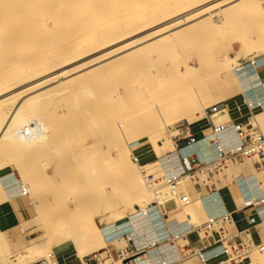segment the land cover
Instances as JSON below:
<instances>
[{"label": "bare ground", "instance_id": "6f19581e", "mask_svg": "<svg viewBox=\"0 0 264 264\" xmlns=\"http://www.w3.org/2000/svg\"><path fill=\"white\" fill-rule=\"evenodd\" d=\"M237 1L239 0H0V117L10 114L11 110L19 107V103L16 102V104H13L14 98L26 93L28 91L27 89L41 86L54 79L56 80L62 74L89 67L96 61L102 62L110 57L113 59V56H119L129 49L131 52H135L137 50L134 51L133 49L132 51L131 49L138 46L146 39L154 38L180 27L181 25L199 19L197 22L199 24V26H197L199 31L197 30L198 28L194 26L197 28V32H195L198 33V35L220 34L221 37H218L222 40L224 39L222 38L224 32L231 30L233 33L231 34L229 31L231 39L229 36L226 38H228L229 41L232 40L230 44L237 50L236 52L232 50V52L236 53V58H238L237 56L243 58L238 61L234 60L235 58L229 57L228 54L224 52L226 48L220 45L221 48H224L221 49L220 46L214 45L221 50L216 48L218 50L214 52V59H212L213 54L211 56V67L214 66L212 67L213 70L209 68V70L204 72L205 67H207L205 65L206 59H209L210 56L203 57L201 54L197 55V64L193 63L192 59H190L191 57L186 60V63L182 64L186 66L184 71L182 70L184 75L191 76L192 80V76L198 78L203 73H207L209 76H204V79L209 80L208 78L213 74L211 79L214 80L215 86L221 93L222 98L217 102L225 103V108L219 111L227 109L228 112L230 114L233 113L234 116L240 104L243 106L245 112L243 114H246L243 117L249 116L251 123L259 127L264 133V112L255 114L254 111L249 109L247 106V97L244 93V90H246L244 89L246 86L244 80L247 78L254 86H260L255 89L256 91L252 99L257 100L259 96L264 94V82L259 76V68L256 63L257 59L259 60L264 56V0H241L239 4H237ZM212 9H217L215 13L220 15V22H217L216 19L211 17ZM249 14L255 15L257 18L250 19L242 25L241 21ZM200 18H203L202 22H200ZM240 22L241 26L239 24L240 27H238L237 24ZM163 23L167 24L160 27ZM197 23L195 24L197 25ZM246 25H251L253 31L251 32V30L249 31V29H246ZM192 29L193 28H191V30ZM144 31L148 32L136 39L134 38L133 40L130 39L128 42L126 41ZM248 32H250L249 35ZM170 34L173 36L172 32ZM168 35L166 37H168ZM223 36L225 37L226 35ZM168 38L173 37L170 36ZM226 38L224 41H226ZM173 40L170 39L166 44L168 48L172 50L182 44L180 41L182 39ZM216 41L217 40H215V42ZM154 42L151 45L153 49L150 50L152 53L156 47L155 44L158 43L155 42L154 44ZM222 45L225 46L224 43ZM205 48L203 51H206ZM102 51H104L102 55L91 59V55L94 56L95 53ZM127 52H125L126 55L129 54V52L128 54ZM125 53L122 55L123 57ZM165 53L166 52H163V55ZM200 53L201 52H199V54ZM202 53L206 55V53ZM209 53H207V55ZM122 56L119 57L122 59ZM181 56L184 57L182 54ZM87 57H90L89 59L91 60L88 59V61H85L84 59ZM119 57H117V59ZM81 60H84V62L79 63ZM182 65H179V68ZM238 69H244V72H247L246 78L242 73L237 72ZM209 72L212 74H209ZM196 74H198V76ZM184 75L181 76L183 77ZM186 76L181 79H184L185 84L190 82V79L189 81L186 80V78H189ZM202 79V77H200V79H195L197 85L200 83V80L205 84V80ZM196 82L193 81L194 88H190L191 83L186 84L184 88V82H182L183 87L178 90H185L179 93L178 96L176 92V97L175 94L173 97L170 95L171 98H173L172 100L169 99L170 101L168 100L167 102L161 101L162 103L152 104L150 106L151 108H149L151 111H148L151 115H148L149 119L145 133L137 136L123 125L120 127L115 142L112 140L114 149L112 153L113 164L119 168L122 179L124 180L123 184L125 183L126 185L129 199L133 200V204L130 208H123L121 213H109H116L114 217L104 219L103 210L111 208L110 210L114 209L115 211L116 207L113 208L110 202L105 203L103 201L104 196H99L98 194L100 193H98L96 196L102 197L99 199L105 204L100 203L102 206H98L99 209L97 212H93L95 217H91L87 214V211H91L90 209H85L87 211L84 210L85 214L90 218V221L85 223L82 222V224L79 223L77 226L78 223L75 217L78 208L74 209L75 216L72 211L67 213L68 208L66 211L61 212L63 214L66 212L67 215L65 217L63 216L64 218H59L57 220L53 219L55 222H52L53 220L51 221V219H49L50 217L48 218L51 211L47 210L46 203L43 200L44 197H42V192H48L46 191L47 189L45 190L46 186L48 185L51 187L52 185L50 183L46 185L45 183V179L47 180L49 177L46 178L43 175L46 185L44 188V185L42 186L43 180L41 182L39 181L41 177L38 174L36 175L38 176L37 178L33 177L35 175L32 173L33 170H35L34 168L33 170L29 169L32 171L30 172L32 175H30V173L27 172L29 171L28 168L27 171L24 170L27 163H25L24 166L22 165V167L20 164L21 161L19 162V159L17 161V157L16 160L13 158L7 161L8 158H4V154L9 151L7 149L1 150L0 170L13 165L19 170L23 180L21 181L16 178V175L12 171L0 174V214L10 209L20 220L18 226L8 230L2 229L0 221V264H33L44 258L48 253H53V251L57 250L64 252L63 256L66 259V263L68 260L73 261L72 258L75 256L79 259L81 258L80 264H82V260L86 256L99 251L106 245V238L115 239L122 234H128V237L132 238L135 245L139 248L146 247L148 249L150 244L158 241L161 246L160 250L164 254L168 255L172 251L176 255L180 252L177 241L184 243L182 238L185 233L182 231L176 232V229H181L178 228L181 226L177 223V220H175V223H177L178 227H173L174 221L170 222L165 219L162 211L163 205H173V207L178 208L177 214L184 216L194 230L200 229L203 221L206 219L208 220L213 215L217 216L229 213L230 219L228 224L230 225L235 223V214L245 219L252 217L246 213H250L251 210H255L256 208L245 206V201L243 202L242 199H239L237 202L242 201L241 209L247 207L244 211L245 214L240 211V208L229 212L221 210L223 199L219 194L220 188H217L218 190L213 193H203V190L199 188L202 198L198 195L196 187L190 183V179L187 177L181 178L175 191H172L160 180L159 183L156 182V178L159 177L162 180L169 169L175 170L177 162L175 159L177 155L171 139L173 135L167 129L168 125H172L171 122H173V117H181L182 115L180 114L184 113L183 116L188 120L189 127L196 133L198 139H208L210 137L212 124L210 116H208L207 113V109L210 105L208 101L206 102L198 95L195 85ZM204 84L202 86H197V88L200 89V87H204ZM187 86H189V88H186ZM205 88H202L201 91ZM208 89L209 87L207 90ZM211 95L212 94H210V96ZM208 98L212 99L211 97ZM243 101H245V106L243 105ZM12 105L13 109H10L9 107H12ZM256 109L258 110V108ZM242 115H235L234 117L242 118ZM179 119L180 118H178V120ZM229 122L231 121H223L215 124L218 125ZM8 130V128L0 125L1 136H4V133L8 132ZM230 134L232 135V132ZM226 140L228 141L229 139L226 137ZM138 142H147L155 154V158L148 161L145 165H138L133 159L134 156L131 148L133 144ZM191 147H193V150H188V148L183 149L182 154L185 156L192 151H197L200 157L206 156L209 158L210 151L206 143ZM11 161H13V163H11ZM170 161L172 162V166L168 167ZM30 164H28V166L31 168ZM87 164L89 166V162ZM82 166L87 167V165L84 164H82ZM89 168L90 167L86 168L87 171H89ZM226 170L230 178L228 181L229 184L235 183L236 180L243 179L253 191L258 190L262 186L260 181H262L264 175L257 172L258 169H255L253 163L233 165L232 168L228 166ZM54 171L55 169L53 172ZM94 171H96V169ZM104 175H106V173ZM111 175L113 176L114 174ZM105 177L107 178L108 175ZM54 183H56V181ZM61 183L62 182L57 184L59 189L56 187L57 185H52L60 192L56 190L58 197L60 194H69L65 192L66 189H64V191L62 190L64 188V183L62 184V188H60ZM108 183L110 182H107V184ZM98 184L100 185V182H98ZM112 185H115L113 181ZM118 185H120V183ZM20 187L26 188L28 192L27 196H22L20 194ZM42 187L44 188L43 191H41ZM100 187L102 186L100 185ZM87 189L90 190V188ZM48 190L50 193L51 188ZM95 190H97V187L94 189L93 193ZM86 192L90 193V191ZM96 192H99V190ZM74 194L75 191L72 196H74ZM55 195L53 194L51 197L53 198ZM183 195L189 198L187 205H182L181 198ZM68 196L71 197L70 195ZM252 196L263 197V195ZM23 197L28 199V204L24 203ZM87 197L89 200H92V198H89L90 196L87 195ZM71 199L69 198L67 202L69 200L73 201V199ZM53 200V202H55L58 198H53ZM58 201H56V203ZM70 203L72 204V202ZM95 204L96 203H94V205ZM73 205H77V203ZM53 206L56 208H52ZM52 207L50 206L49 208L54 210H52V212L58 211V206L55 205V203ZM81 207L84 208V205ZM79 210H81V208ZM94 210H96V208ZM89 213L92 215V211ZM85 217L83 218L85 219ZM81 218L80 220L84 221V219ZM25 230L29 233H36V236L30 238L27 244H25L22 239L23 231ZM121 231L125 233H120ZM171 241L174 242V245H171V248L167 250L166 246ZM141 242L143 244H139ZM250 242L252 241L246 240L247 247H245L242 256V264H245L243 260L246 261L247 255L245 253L250 246ZM68 245H71V247L66 249ZM119 245L122 247L126 246L127 238L122 239ZM249 254L252 255L251 251L248 253V256ZM248 261L249 264L253 263L250 260ZM116 263L121 264L119 261ZM106 264H109V261H106Z\"/></svg>", "mask_w": 264, "mask_h": 264}, {"label": "rangeland", "instance_id": "374dc122", "mask_svg": "<svg viewBox=\"0 0 264 264\" xmlns=\"http://www.w3.org/2000/svg\"><path fill=\"white\" fill-rule=\"evenodd\" d=\"M239 1L241 3V0ZM239 1H237L238 3L237 2L236 3L239 4ZM216 10L217 9L211 10L212 13L211 17L216 19L217 22H220L221 17L218 13H215ZM255 17L257 18V16L255 15L253 16L249 14L248 16L245 17V19H243V21H241L242 25L244 22H247L250 19H254ZM202 19L203 18H200L201 20L200 22H202ZM198 20L199 19H196L194 21L186 23L185 25H181L180 27L172 29L167 33L165 32L164 34H160L154 38L146 39L145 41H143L141 44L138 45L140 48L136 46L139 50L136 47H133L131 49L132 51L133 49L134 51L137 50L135 52H131L130 49L127 50L128 52L130 51L132 55L130 52L129 55L128 52L125 51L127 52L128 55H126V53L123 52V54L125 53L123 57L122 56L123 54L121 53L119 56H122V59L118 55H115L113 56V59L115 60H113L112 57H110L109 59H105L102 62L96 61L95 63H93V65L89 67L62 74L56 80L54 79L41 86H36L35 88L27 89L28 91L26 93H23L17 96L16 98H14L13 104H16V102L19 103V107L14 110H11L10 114H6L0 117V125L9 129L8 132L4 133V136H1L0 134V151L3 149H7L9 151L8 153L4 154V158L6 159L8 158L7 161H9L13 158L16 160L17 157V161L18 159L19 162L21 161L20 162L21 166L22 165L24 166L25 163H27L25 165L26 168L24 167L25 171H27V168L28 170L29 169L33 170V168L35 169L33 170V172L30 170L27 172L28 173L32 172L33 174H35L33 176L35 178L38 177L36 176L38 174L41 177L39 179L40 182L43 180V183L46 181L45 182L46 185L50 183L53 186L54 184L56 186L57 184L62 182L60 188H62V184L64 183L63 184L64 188L62 190L64 191V189H66L65 192L69 193L66 195L60 194L61 197L60 196L58 197L57 196L58 195L57 192H59L58 185L56 186L58 189H56L52 185L50 187L48 185L46 186L45 183L44 184L42 183V186L44 185V188L46 186L45 190L47 189L46 191H48V192H42V197H44L43 200L46 203L47 210L51 211L50 215H48V218L50 217L49 219H51V221L53 219L57 220L59 218H64L67 214L66 212H64L65 214L61 212L66 211L68 208L71 209L70 210L68 209L67 213L72 211L74 216L76 214L78 215V217L76 215L77 218L75 217L78 223L77 226L79 225V223L82 224V222L85 223L87 221H90V218L87 216V214L91 217L92 216L95 217L93 215V212L94 211L97 212L99 207L102 206V204L100 203L103 202H101L102 200L100 201L99 198H102L103 196H104L103 201L105 203L110 202L113 208L116 207L115 211L114 209L110 210L111 208H109L108 210L107 209L103 210L104 219H107L108 217L110 218L114 217V214L116 213L109 214L111 212H117V214H119L123 211L122 210L123 208L124 209L130 208V206L133 204V200L129 199V195L127 194L126 191V185L125 183L123 184L124 180L122 179L119 168L113 164V154H112L114 150L113 142H115L116 136L120 131V127L125 125L129 131H132V133H134L137 136L145 133V130L148 125V119H149L148 115H151L149 114L148 111H151V109L149 108H151L150 106L152 104L162 103L161 101L167 102L169 99L172 100L173 98H171V96L173 97L175 94L176 97V92L178 96L179 93L185 90L184 88L186 84L191 83L190 88L191 87L194 88L195 86L193 81L196 82L195 79H200V77H202L203 78L202 80H205L204 76L206 75L209 76L207 73L206 74L203 73L204 75L202 74L198 78L192 76V80H191V76L189 77L184 75L183 71L186 68V66H183L182 64L186 63V60H188L190 57L193 63L197 64V57H198L197 55L202 54L203 57L210 56L209 59L208 58L206 59L205 65L207 67H205L204 72L206 70H209V68L211 69L212 67H214V66L211 67V62L212 59H214V55H215L214 52L218 49L221 50L226 48L224 49L225 51L224 50L223 51L226 52V54H228L229 57L235 58L234 60L238 61L243 58L241 56L240 57L237 56L238 58H236L235 52L237 50L232 44H230L231 43L230 41L232 40L229 41L228 38H226L228 36L230 38L231 36L229 35L230 32L231 34H233L231 30H228V32L227 31L224 32L223 35H226L225 37L221 34L222 38H224L222 40L221 38L218 37L220 36V34L198 35V33H196L197 30L199 31V28L197 27L199 26V24L197 23ZM241 22L237 24L238 27L241 26ZM195 23H197V25ZM166 24L167 23H163V25H160V27L165 26ZM194 26H196L198 29ZM246 26H244L246 27V29H249V31L251 30V32L253 31V27H251V25H246ZM191 28L193 29L191 30ZM147 32L148 31L139 33L138 35H135L134 37H131L126 41L128 42L130 41V39L131 40H133L134 38L136 39L137 37L145 35ZM171 32L173 33V36L170 34ZM165 34L167 35L169 34L168 37L171 36L173 38H168L166 37L167 35ZM249 34L250 32H248V35ZM225 38L226 41H224ZM170 39L171 40L174 39L173 41L177 39L179 40L182 39L180 40L182 44H180L179 47H176L172 50L168 48V46L166 45L167 42L170 41ZM213 39L217 40L218 42L217 41L215 42V40ZM154 41L158 43L155 44ZM153 42L156 45V47L154 48V52L152 53V51L150 50L153 49V46H151ZM223 43L225 44V46L222 45ZM214 45L218 47L221 45L224 48L223 47L221 48L220 46L221 48L220 49L218 47H215ZM204 48L206 49V51H203ZM178 49L180 52L178 51ZM232 50L235 52H232ZM103 52L104 51L95 53L94 56L91 55L90 57L91 59H93V57L95 58L98 57L99 55H102ZM163 52H166L167 55L166 53L163 55ZM199 52L201 53L199 54ZM202 52L206 53V55H204ZM207 53L211 55L209 54L207 55ZM181 54L184 57H182ZM90 57H87L84 60L88 61ZM117 57H119L120 59L119 58L117 59ZM84 60L79 61V63L81 62L83 63ZM104 61H107L108 63ZM111 61H113L114 63ZM256 63L264 76V56H262V58L259 60L257 59ZM179 65L182 66H180L179 68ZM209 74L212 73L209 72ZM181 75L189 77L186 78V80L189 81L190 79V82H187L185 84L184 79L181 80L184 76L182 77ZM196 75L198 76V74ZM242 75L246 78L247 72L243 71ZM211 77L208 78L209 80H205V84L207 86L203 83V81L201 82V80L199 81L200 83H198V85L197 82L195 84L198 95L206 102L208 101L210 107L219 103L217 101L222 99L221 93L216 88L214 80L211 79ZM182 82H184V88H183L184 90L180 91L178 89L183 87ZM202 83L204 84V87H200V89L197 88V86L201 85ZM244 84L246 85L244 88L246 89L244 90L245 94L247 92H251L252 94H254L256 91L255 89L260 87V86H254L247 78L244 80ZM175 86L177 89L175 88ZM205 87L207 88L209 87V89L207 90V88ZM186 88H189V86H187ZM202 88L205 89L201 91ZM210 94H212L213 96L212 95L210 96ZM208 97H211L212 99ZM164 99L167 100L165 101ZM220 103L223 104L222 108H225V103L224 102H220ZM243 105L245 106V101H243ZM9 108L13 109V105L12 107L10 106ZM253 111L255 114L262 113L264 112V107L258 108V110L255 108L253 109ZM243 113H245L243 110V106L239 104L234 114L242 115ZM180 115L183 116L184 113ZM245 115L246 114H243L242 118H244L243 116ZM208 116H210V113H208ZM234 116L233 113L230 114L228 110L225 109L211 115L210 121L212 124V123H219L222 121H229V120L232 122L241 119V117L235 118ZM176 117L178 116L172 118L173 119L172 120L173 122H171L172 125L170 124L167 127V129L171 132L172 135L179 133L177 132L178 129L187 127L188 132L190 134L195 135L198 138L196 133L189 127L188 120L184 116L182 118L178 117L180 118L179 120L178 118L175 119ZM112 140L114 141L112 142ZM131 149L133 156H138L140 158L141 165H145L148 161L155 158V154L151 149V146L147 142L135 143L132 145ZM188 150H193V147L188 148ZM88 162H89V166L87 164ZM11 163H13V161H11ZM252 163H253L252 160H247V159H244L243 161H238L237 163H233V162L228 163L227 166L218 174L216 180L214 181L216 187L220 188L219 191H224V190L233 191L234 188L233 184H239L241 186V191H239V195L235 196L234 198V202L236 203L235 210H238L240 208L241 212H244L245 209H247V207L241 209L242 201L244 202L245 199L249 197L247 191L250 192L251 196L263 195L264 197V177L262 178V181H260V183H262V186L258 190L253 191L249 187L247 182L243 179L236 180L235 183L229 184L228 181L230 178L229 175H227L226 169L228 168V166L229 168H232L233 165H243V164L246 165ZM28 164L31 165V168L28 166ZM82 164L87 165V167L86 166L83 167ZM54 167H56L58 171ZM88 167H90L88 169L90 172L87 171L86 169ZM54 169L55 171L53 172ZM84 169L88 174L85 172ZM95 169L96 171H94ZM7 171H12L16 175V178L20 179L21 181L23 180L21 173L15 166L11 165L1 169L0 174L5 173ZM104 172L106 173V175H104L105 174ZM257 172L264 175V169H258ZM32 173H30V175H32ZM111 174L114 175L112 176ZM43 175L46 178L47 177L49 178L47 180L45 179L44 181L45 177ZM107 175L108 177L106 178L105 176ZM86 179L89 181H87ZM159 180L161 182H164V178L162 180L159 177L156 178L157 183H159ZM55 181L56 183H54ZM112 181L113 184L115 183V185H112ZM189 181L194 187L199 188L194 182H192L191 180ZM98 182H100V185L102 187H100ZM107 182L110 183L107 184ZM93 183L95 188L97 187V190H95L94 193L93 191L95 188L93 186ZM119 183L120 185H118ZM115 186L118 187L116 188ZM48 187L51 188L50 190V193L52 192L51 195L48 190L50 188ZM44 188L42 187L41 191H43ZM87 188H90V190H88ZM200 189L203 190V193L206 192L205 187L203 185L200 186ZM98 190L99 192H96ZM74 191L75 194L74 196H72ZM86 191H90V193L89 192L87 193ZM53 194L54 195L56 194L53 197L54 199L58 198V200L59 199L60 200L59 201L55 200V202H53L54 200L51 197L53 196ZM96 194H98L99 196L102 195L103 196L98 197L96 196ZM68 195H70L71 197H69ZM87 195L90 196L89 198L90 199L92 198V200H89ZM91 195H93L94 197ZM240 196H243V198L242 197L238 198ZM68 197L70 199L71 198L73 199L74 202L69 200L70 202H72V204L69 201L67 202V200L69 199ZM239 199H242V201L237 202ZM56 201L58 202L61 201V202L56 203ZM54 203L55 205L58 206L57 212H52L53 210L52 208H56L54 206L52 207ZM75 203H77V205H73ZM94 203L96 204L94 205ZM83 205L84 208L81 207ZM50 206L52 207L51 209H49ZM92 206H94L96 210H94L95 208ZM80 208L81 210H79ZM74 209H77L76 214H74L75 213ZM85 209L87 210L90 209L92 211V215H90L89 213L91 211L88 212ZM84 210L87 211V214H85ZM177 210L178 208L173 207V205L162 206V211L164 213L165 219L169 220L170 222L174 221L173 227H178L177 223L181 226L178 227L181 229H176V232L182 231L183 233H186L190 230H194L189 224V222L184 218V216L177 214L178 213ZM261 212L262 211H258V209L255 210L253 209L250 211V213H246L247 215H251L252 217L246 219L240 218L239 216H237L238 214L237 215L235 214V223L233 225L227 223L224 225L223 228L215 227L214 230H209L205 227V224L207 222L206 219L203 221L201 228L197 229V231L199 232L201 237L206 240H210L211 237L219 238L220 232L224 233L225 235H230L231 237H240L243 239L245 247H247L246 240H250V238H248L247 228L250 225H256L257 228L264 233V215ZM81 217L82 218L85 217V219L83 218L84 221L80 220ZM237 219L240 220L237 221ZM54 220L52 222H55ZM175 220H177V223H175L176 222ZM19 221H20L19 219L16 220L14 219L13 222L10 223V226L8 228H2V229L8 230L14 228L20 224ZM120 233H125V232L121 231ZM246 234L247 236H245ZM35 236L36 233H29L27 230H25L23 231V235H22L23 242L27 244L30 238H34ZM189 239L191 241H194L195 237L190 236ZM177 244L178 246L183 245V243L179 241H177ZM70 247L71 245H68L66 249H69ZM250 251L252 255L249 254L248 256V253ZM53 254L58 258L60 264H80L81 258L79 259L78 257L74 256L72 258L73 261L68 260L66 263V259L63 256L64 252H60L59 250H57V251H53ZM245 254L247 255L246 261L243 260L245 264H249L248 260L252 261L254 264H264V235L261 243L254 244L253 242H250V246L247 248ZM189 263L200 264L198 259H196L195 257L189 259Z\"/></svg>", "mask_w": 264, "mask_h": 264}, {"label": "built area", "instance_id": "2783aa9c", "mask_svg": "<svg viewBox=\"0 0 264 264\" xmlns=\"http://www.w3.org/2000/svg\"><path fill=\"white\" fill-rule=\"evenodd\" d=\"M244 69H238L242 73ZM247 106L253 111L255 108L264 107V94L257 100L252 99L251 92L246 93ZM223 104L217 103L207 109L210 116L222 109ZM172 136L174 149L177 155L175 170L166 172L164 183L175 191L182 177L189 178L199 188L205 187L207 193L217 191L214 184L218 174L227 166L228 163H237L244 159L252 160L253 164L264 169V134L259 127L251 123L250 117L244 120L233 121L229 123H212L211 134L208 139H198L190 134L187 127L180 128ZM232 132V135L230 134ZM226 137L229 139L226 140ZM206 143L209 147L210 156L200 157L197 151H192L187 155L182 154V150L194 145ZM134 161L141 165L138 156L133 157ZM172 162H169V166ZM20 194L27 196L25 187H20ZM181 201L187 205L189 198L183 195ZM245 206L254 207L258 210L264 208V197L249 196L245 200ZM230 214H220L211 216L205 227L209 230L215 227L223 228L228 223ZM196 234L198 241L203 242L202 246H195L189 236ZM127 238V245L122 247L121 240ZM183 245L178 246L180 252L176 255L171 251L170 254H164L158 241L150 244L149 248H139L134 240L128 237V234H122L117 238H106V245L97 252L86 256L82 264H190L189 259L195 257L200 264H242V256L245 250L243 239L240 237H231L220 232L219 238L211 237L206 240L201 237L197 230L186 232L182 238ZM168 245H174L171 241ZM33 264H60L58 258L53 253H48L44 258Z\"/></svg>", "mask_w": 264, "mask_h": 264}, {"label": "crops", "instance_id": "0c3cea01", "mask_svg": "<svg viewBox=\"0 0 264 264\" xmlns=\"http://www.w3.org/2000/svg\"><path fill=\"white\" fill-rule=\"evenodd\" d=\"M259 76L262 80H264V76H263V73L261 72V70L259 69ZM245 118L247 117H244V118H241V119H238L236 121H239V120H244ZM223 122V121H222ZM233 122V121H232ZM255 166V165H254ZM256 167V166H255ZM256 169H259L256 167ZM234 185V188H233V191H220L219 194L221 195L222 199H223V204L221 206V210H224L226 212H229V211H233L236 209V203L234 202V198L235 196L239 195V191H241V186L239 184H233ZM196 190H197V193L200 197L201 196V190L199 188L196 187ZM246 193V192H245ZM247 193L249 194V196H251L250 192L247 191ZM243 198V196H240L238 198ZM203 198V197H202ZM246 200V199H245ZM23 201L25 204H28V199L23 197ZM10 210V209H9ZM8 209L3 211V213L0 214V221H1V225H2V228H8L10 226V223L15 219H19V217L14 214L13 212H11V210L9 211ZM258 211H262L261 213H263L264 215V208L258 210ZM6 212V214H5ZM12 213V214H11ZM216 213V212H215ZM14 216V217H13ZM14 218V219H13ZM240 220V219H237V221ZM7 223V224H6ZM247 234H248V238H250V240L254 243V244H259L262 242L263 240V235L264 233L262 231H260L256 225H250L248 228H247ZM247 234L245 236H247ZM191 236H194L195 237V240L194 241H190L195 245V246H202V244H204L203 242L201 241H198L197 239V236L195 233H193ZM190 238V236H189ZM256 242V243H255ZM259 242V243H258ZM139 244H143L142 242L139 243ZM171 248L170 245H167L166 246V249L169 250Z\"/></svg>", "mask_w": 264, "mask_h": 264}]
</instances>
